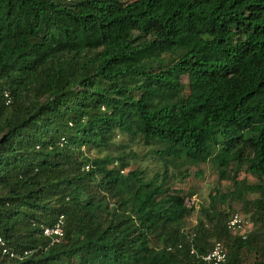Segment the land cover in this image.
Listing matches in <instances>:
<instances>
[{
  "label": "trees",
  "instance_id": "trees-1",
  "mask_svg": "<svg viewBox=\"0 0 264 264\" xmlns=\"http://www.w3.org/2000/svg\"><path fill=\"white\" fill-rule=\"evenodd\" d=\"M209 161L231 184L189 205L171 168ZM0 236L32 250L0 264H264V0H0Z\"/></svg>",
  "mask_w": 264,
  "mask_h": 264
},
{
  "label": "rangeland",
  "instance_id": "rangeland-1",
  "mask_svg": "<svg viewBox=\"0 0 264 264\" xmlns=\"http://www.w3.org/2000/svg\"><path fill=\"white\" fill-rule=\"evenodd\" d=\"M130 148L134 151L138 158L131 160L130 169H144L147 176H150L158 168V164L152 159V156L148 155L149 148L144 147L141 144L130 143ZM187 169V171H186ZM173 177L171 180V186L175 189H181L182 191L188 193L187 201L189 204L195 203L197 207L202 205H208L210 193H215L214 188L222 187L227 188L231 181L226 179H221L219 177L216 165L209 161L207 163H200L199 165H188L180 169L171 168ZM239 178H247L248 181H254V177L245 171L240 172ZM223 209H227L225 203H220ZM234 210H240L239 207L234 208ZM199 214L196 212L190 217L187 222V230L191 229V226L197 222Z\"/></svg>",
  "mask_w": 264,
  "mask_h": 264
},
{
  "label": "built area",
  "instance_id": "built-area-1",
  "mask_svg": "<svg viewBox=\"0 0 264 264\" xmlns=\"http://www.w3.org/2000/svg\"><path fill=\"white\" fill-rule=\"evenodd\" d=\"M8 98L7 101H10V97L6 94ZM227 227L235 234L246 238L248 234L253 229V222L249 217L243 214L240 211L233 212L228 220ZM42 234L44 237L49 239L50 244H55L61 240L64 236V218L60 216L58 220L52 225H46L42 228ZM0 245L2 246V251L11 257H23L31 253L32 250H24L23 254L18 253L15 250H11L2 236H0ZM202 259L205 264H232L228 252L222 241H215L210 248V250L202 255Z\"/></svg>",
  "mask_w": 264,
  "mask_h": 264
},
{
  "label": "clouds",
  "instance_id": "clouds-1",
  "mask_svg": "<svg viewBox=\"0 0 264 264\" xmlns=\"http://www.w3.org/2000/svg\"><path fill=\"white\" fill-rule=\"evenodd\" d=\"M187 203H188V201H187ZM189 204V203H188ZM190 205V204H189ZM235 211H239V210H235ZM235 211H232L231 213H230V215L233 213V212H235ZM240 212H242V211H240ZM243 214H245L244 212H242ZM229 215V216H230ZM247 217H249L247 214H245Z\"/></svg>",
  "mask_w": 264,
  "mask_h": 264
}]
</instances>
